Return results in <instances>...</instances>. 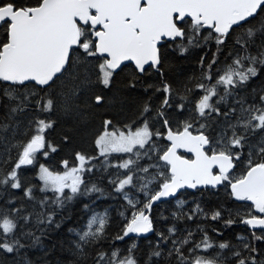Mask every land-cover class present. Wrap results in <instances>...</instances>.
Segmentation results:
<instances>
[{"label":"snow or ice","instance_id":"snow-or-ice-1","mask_svg":"<svg viewBox=\"0 0 264 264\" xmlns=\"http://www.w3.org/2000/svg\"><path fill=\"white\" fill-rule=\"evenodd\" d=\"M261 13H264V0H0V82L8 85L4 96L16 102L10 109L13 114L34 106L38 113L59 111L64 116H78L81 114L80 95L84 87L92 83L110 87L114 75L122 70L125 62L134 63V80L137 74L145 75L149 70L163 76V41H179L181 54L189 46H201V41L206 44L214 40L217 46V53L207 63L202 80L194 86L202 95L196 100L194 115L190 119L173 128L164 118L166 132L154 131L149 121L152 109L148 102L142 105L137 119L131 123L118 127L112 119L105 118L102 130L94 139L98 156L76 152L74 163L62 162L63 171H53L40 164L39 190L52 192L51 203L63 208L77 194L99 191L95 185L89 188L84 180V174L92 172L95 167L92 160L99 157L107 160L112 153L130 154L123 162L112 165L126 170L117 173L110 183L117 192L123 193L131 209L130 219L125 218L126 222L115 240H124L130 234L153 232L150 213L154 203L162 198L175 196L180 189L224 185L230 187L235 200L251 202L240 222L249 226L252 240L239 238L241 246L231 253L234 264H264V258H258L260 250L254 243L264 241V137L256 144L249 143V134L264 131V88L260 89L258 102L247 105L242 100L237 102L239 114L235 115L234 122H229L215 136L208 134L209 119L213 114L229 117L237 112L236 108H230L221 113L217 105L231 96L235 89L257 77L259 66H264V41L255 54L250 50L257 34L264 35V20H261L259 26L252 25L235 37V54L229 53L231 63L225 64L222 70L217 69L213 75V66L217 63V54L223 51L222 46L237 28L251 24L252 19ZM93 61L96 62L94 82L90 75ZM201 65L204 66L203 57ZM134 80L129 87H136ZM19 88L26 90L22 96L17 94ZM155 90L164 93L156 110L158 117H164L163 109L172 106L170 99L175 93L164 81ZM214 97L217 99L213 100ZM91 99L85 102L84 107H92ZM186 99L181 97L182 101ZM103 100L101 95L94 96L97 106ZM176 107L183 111L185 104L179 103ZM54 123L40 116L30 121L32 134L29 136L26 131V141L14 145L19 149L15 160L9 157L0 161V164H11L6 171L0 167V190L22 189L25 198L35 199L33 186L24 187L22 184L20 170L34 165L38 155L47 158L49 151H57L45 136L46 130ZM0 129L6 130L7 125H0ZM160 138L169 143L163 147L157 145L156 140ZM68 139L64 137L65 142ZM180 149L191 157L180 154ZM153 157L155 160L149 166L139 164L140 160L147 158L151 161ZM240 165H243V170L236 175L234 170ZM134 179L139 181L138 185ZM153 184L155 188L151 187ZM126 187L137 188L144 200L130 198L124 191ZM8 203L14 204L15 201ZM39 204L47 208L49 199L45 197ZM183 204L184 201H178V207L182 208ZM22 213L23 207L0 210V251L18 252L25 247L21 236L32 238L34 243L39 242L40 237L32 231L18 235V231L33 219L31 213ZM197 213L207 216L199 205L190 214L173 213V216L191 220ZM55 215L54 210L37 213L36 226L55 224L59 227ZM220 218V210L210 215L213 221ZM233 223L235 221L231 218L225 220L226 225ZM107 224L106 214L93 215L85 230L76 233L75 254L83 256L86 245L105 239ZM200 231L203 235L198 242L193 240L191 231L181 238H173L177 232L175 225L167 229V235L158 232L159 240L149 254V261L162 255L161 244L171 242L168 256H175L176 264H223L217 259L219 254L211 258L198 254L214 247L208 233L203 229ZM188 245L191 247L187 248L186 254L184 249ZM218 247L227 249L230 246L220 243ZM135 250V243L127 249L126 255H122L119 248H113L111 252L98 250L94 264H138Z\"/></svg>","mask_w":264,"mask_h":264},{"label":"trees","instance_id":"trees-1","mask_svg":"<svg viewBox=\"0 0 264 264\" xmlns=\"http://www.w3.org/2000/svg\"><path fill=\"white\" fill-rule=\"evenodd\" d=\"M264 20V13L252 19L251 24H245L242 28H237L223 47V51L217 54V63L213 66V75L215 76L217 69H223L225 64L231 63L232 56L230 52L235 54L236 46L234 39L237 35L244 32L252 25L259 26V22ZM207 33H205L206 35ZM264 41V35L257 34L255 43L251 47L253 54L257 51V47ZM179 41L165 42L161 47L163 76L159 75L154 70H149L145 75H136L134 80L135 66L132 64L125 65L122 70L114 75V79L110 87L105 88L98 83H92L84 87L81 95V114L76 116H64L59 111L53 113H38L34 106L25 108L24 111L11 113V107H14L16 102L10 101L4 96V89L8 87L7 83L0 82V125H7V129H0V161L8 160L9 157L14 161L18 148L14 147L19 142L26 141L28 132L30 136L33 127L30 121L35 117L48 118L54 121L52 128L45 132L46 139L57 148L56 152L49 151L47 158L39 155L37 163L42 162L50 169L62 170V162L68 160L70 165L74 163L75 153L83 152L88 156H98L95 148V136L102 130V123L105 118L112 119L118 127L131 123L137 119L139 111L145 102L151 106L149 114L150 125L153 130H159L165 133L163 127V119L167 118L173 128L178 127L181 122L190 119L194 115L195 102L202 95V92L195 89V85L202 80V73L207 71L206 65L217 53L215 41L204 43L201 41V46H189L188 50L181 54L178 49ZM204 58V66L201 65V58ZM95 61L90 67L91 80H96L95 76ZM135 82L136 87L131 88L128 85L130 82ZM167 82L171 85L174 95L170 99L171 107H165L164 117H158L156 110L160 107L164 93L157 92L156 87L161 86V82ZM209 83L208 81H204ZM153 85V87H148ZM264 88V66H259V74L257 77L249 80L244 86L234 90L231 96H227L224 101L219 103L221 113L229 111L230 108H236L237 112L234 115L225 117L224 115H215L209 119L210 127L208 134L215 136L217 133L226 127L229 122H234L235 115L239 114L238 101H244L245 105L258 102V96L261 94L260 89ZM147 89V90H146ZM191 89V91H188ZM26 90L19 88L18 95H23ZM221 94L223 91L221 90ZM101 95L104 97L102 104L95 105L94 96ZM184 96L187 99L181 100ZM91 99L92 107H84L85 102ZM217 98L214 97L213 100ZM184 103L183 111L179 110L176 105ZM68 137L65 142L64 137ZM262 137L264 131H258L254 135L249 134V143L256 144ZM157 145L163 147L169 142L166 139L160 138L156 140ZM248 152L247 147L244 149L246 157ZM130 154H112L105 160L104 157L92 160V165H95L92 172L84 174L85 184L91 188L93 185L99 191H90L87 194H77L71 201L67 202L63 208H59L51 203L54 197L52 192H41V182L38 180V170L34 166H24L20 170V178L24 187L33 186V195L35 199L29 200L24 197L23 190H13L10 188L0 190V210L8 211L13 207H23L24 213H31L33 216L32 222L23 226L19 231H32L36 236L40 237L38 243H34L32 238L21 236V241L25 247L15 253H4L0 251V264H94L96 251L105 250L111 252L113 248H119L122 255L127 254V249L133 244H136L135 257L138 264H176L175 256L169 257L168 252L172 248L171 242L166 245L161 244L162 255L160 257H152L149 261V254L156 246L159 236L158 232H164L167 235V229L175 225L177 232L173 238H181L189 231L193 235V240L198 242L203 233L200 229L206 231L214 243V247L207 252L200 251L198 254L207 257H218L223 261V264H234L232 251L241 246V237L247 240H252L251 230L248 225L241 223V218L249 210L251 202L237 201L231 196L230 187L224 185L219 189H203L182 192L176 200L161 203L152 208L150 216L153 219L154 231L145 235L130 234L124 240H115L114 237L121 233L126 217L130 219L131 209L127 201L124 199L123 193L117 192L110 180L116 178L117 173H122L126 170L112 167L114 164L123 162ZM153 160L147 158L139 161L142 166H149ZM4 170H8L11 164H0ZM243 170V165L234 170L236 175H240ZM153 171L154 170H150ZM139 176H144V173H137ZM135 184L139 181L134 179ZM151 187L155 188L153 184ZM84 185L81 186L83 192ZM130 198L144 200V196L137 188H126ZM67 192V191H66ZM70 194V193H69ZM47 197L49 204L47 208H42L39 201ZM14 200V204L8 201ZM178 201H184L183 207H178ZM87 205V207H85ZM199 205L203 210L202 215L197 213L191 220L185 218L177 219L173 213L190 214L196 206ZM54 210L55 221L59 224L51 226L41 225L39 228L35 223L37 213ZM220 210L221 218L211 220L210 215L213 211ZM22 213V214H24ZM123 213L124 215H121ZM239 213V215H238ZM95 214L107 216L108 224L106 227V238L97 244H89L85 246V254L79 256L75 254L74 241L78 239L76 233L85 230L88 220ZM233 219L235 223L226 225L225 220ZM23 225V221H20ZM220 243H228L229 248L219 249ZM260 250V257L264 258V241L254 242ZM185 246V253L187 248Z\"/></svg>","mask_w":264,"mask_h":264},{"label":"water","instance_id":"water-1","mask_svg":"<svg viewBox=\"0 0 264 264\" xmlns=\"http://www.w3.org/2000/svg\"><path fill=\"white\" fill-rule=\"evenodd\" d=\"M165 42H172V41H170V40H165V41H163L162 42V45L165 43ZM127 64H132V65H134V63L133 62H125V65H127ZM125 65H123L122 67H124ZM119 71V70H118ZM117 71V72H118ZM179 152H180V154H185L186 155V157H191V154H189V153H186L183 149H180L179 150ZM220 187H222V185H218L217 187H215V188H213V187H211V186H207V187H203V186H201V187H198L197 189H180L177 193H176V195L175 196H171V197H167V198H162L161 199V201H158V202H156V203H154V205H153V207H155V206H157V205H159V204H161V203H164V202H167V201H170V200H174V199H176L179 195H180V193H182V192H184V191H186V190H191V191H196V190H202V189H205V188H210V189H219ZM140 235H145V234H140Z\"/></svg>","mask_w":264,"mask_h":264},{"label":"rangeland","instance_id":"rangeland-1","mask_svg":"<svg viewBox=\"0 0 264 264\" xmlns=\"http://www.w3.org/2000/svg\"><path fill=\"white\" fill-rule=\"evenodd\" d=\"M112 154H122V153H112ZM111 154V155H112ZM32 166V165H31ZM48 167V166H47ZM50 170H53V171H63L64 169H62V170H56V169H50ZM38 171H39V168H38ZM126 188H128V187H126ZM67 191V190H66ZM50 192V191H49Z\"/></svg>","mask_w":264,"mask_h":264},{"label":"flooded vegetation","instance_id":"flooded-vegetation-1","mask_svg":"<svg viewBox=\"0 0 264 264\" xmlns=\"http://www.w3.org/2000/svg\"><path fill=\"white\" fill-rule=\"evenodd\" d=\"M31 166V165H30Z\"/></svg>","mask_w":264,"mask_h":264}]
</instances>
